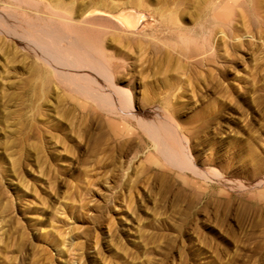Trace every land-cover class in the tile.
<instances>
[{"label":"rangeland","instance_id":"1","mask_svg":"<svg viewBox=\"0 0 264 264\" xmlns=\"http://www.w3.org/2000/svg\"><path fill=\"white\" fill-rule=\"evenodd\" d=\"M262 176L264 0H0V264H264Z\"/></svg>","mask_w":264,"mask_h":264},{"label":"bare ground","instance_id":"2","mask_svg":"<svg viewBox=\"0 0 264 264\" xmlns=\"http://www.w3.org/2000/svg\"><path fill=\"white\" fill-rule=\"evenodd\" d=\"M87 13L88 12H81L80 13V15H79V17L78 18H73V17H70V19L72 20V21H74V22H80L81 20H82V18L83 17H85L86 15H87ZM88 16V15H87ZM134 16V15H133ZM68 17V16H67ZM136 17V16H135ZM134 18V17H133ZM64 19V18H63ZM67 20V19H66ZM71 20H68V21H71ZM136 20V19H135ZM224 37V34L222 33L218 38H223ZM214 41V40H213ZM215 42V41H214ZM212 46L210 47V49L212 50V47H213V42H212V44H211ZM211 50H203V52H202V58H204V57H206V56H208V55H210L211 54ZM99 63V62H98ZM102 87V86H101ZM110 88V87H109ZM117 89H119V90H121L122 91V89H121V87L119 88V87H116ZM111 89V88H110ZM108 91H110V92H112L111 90H108ZM117 91V90H116ZM120 92V91H119ZM114 94H115V92H113ZM117 96V95H116ZM128 108V110H132V107H130V106H128L127 107ZM130 113V112H129ZM132 113V112H131ZM133 115V114H132ZM144 116L146 117V113L144 114ZM167 116V115H166ZM133 117V116H132ZM162 119H163V117H162ZM169 119L170 120H168L169 121V123H171L172 125H174L175 126V128H176V130H180V127H178L177 126V124L176 123H174L173 122V120H172V117H171V115H170V117H169ZM144 123H146V121L145 122H143V124ZM148 123V122H147ZM139 124H140V122H139ZM152 124V123H151ZM141 125V124H140ZM144 126V125H143ZM142 126V127H143ZM153 126V125H152ZM145 128V127H144ZM157 128V127H156ZM155 128V129H156ZM148 131V130H147ZM175 131V130H174ZM181 131V130H180ZM154 132V131H153ZM147 134H150V132H148ZM154 135V134H153ZM158 137V138H157ZM159 139H161L157 134L156 135H154L153 136V138H152V143H153V146L155 147V148H157V146H159L158 145V143H159ZM187 147V146H186ZM184 152V151H183ZM166 153V152H165ZM185 153H187L188 154V151L187 150H185ZM189 156V155H188ZM185 161V160H184ZM179 162H181L180 160H179ZM185 162H187V161H185ZM183 164H185V163H183ZM182 164V165H183ZM181 166V165H180ZM185 167V166H184ZM187 169H190L191 171H194V172H198L199 174H202L201 173V171H202V168L201 167H197V165L195 164V162H194V160L192 159V158H190L189 159V162H188V164H187ZM217 172V171H216ZM212 175V174H211ZM214 176H216V177H219L220 175L218 174V172L217 173H215L214 174ZM226 180H234V179H231V178H226ZM244 180V179H243ZM235 181V180H234ZM237 181V180H236ZM240 182V181H239ZM260 182H264V176H262V177H260L259 179H257V180H254V182H253V184H258V183H260ZM240 184V183H239Z\"/></svg>","mask_w":264,"mask_h":264}]
</instances>
